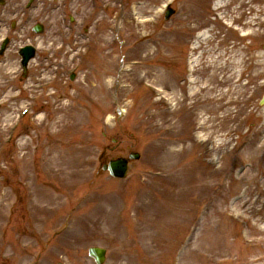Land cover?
<instances>
[{
	"label": "rangeland",
	"instance_id": "374dc122",
	"mask_svg": "<svg viewBox=\"0 0 264 264\" xmlns=\"http://www.w3.org/2000/svg\"><path fill=\"white\" fill-rule=\"evenodd\" d=\"M240 1L227 13L234 12L231 21L250 37L230 38L226 28L208 23L211 41L195 51L196 75L186 79L196 32L189 28L211 16H193L189 0H157L149 8L155 21L137 26L130 8L140 0H97L91 8L111 3L105 16L117 17L121 29L108 26L107 32L102 25L107 47L99 51L96 16L86 20L83 39L91 45L70 84L53 78L51 68L35 70V63L24 80L10 65L29 39L23 20L50 28L58 17L45 19L38 0L23 19L25 0H6L0 19L6 29L15 22L22 37L13 35L0 58V101L11 97L9 89L22 93L11 106H0L1 141L11 123L16 127L14 142L0 153V253L7 250L13 264H93L89 247L106 250L105 264H264V0L254 7ZM169 3L174 16L164 21ZM139 41L152 44L146 54ZM102 53L109 55L103 63ZM238 57L240 73L229 79ZM222 73L229 80L224 87ZM46 81L51 85L38 91ZM190 89L208 92L209 100L197 97L192 106ZM183 99L190 113L186 105L178 109ZM23 109L30 111L21 117ZM132 152L140 158L124 180L101 172L102 160Z\"/></svg>",
	"mask_w": 264,
	"mask_h": 264
},
{
	"label": "bare ground",
	"instance_id": "6f19581e",
	"mask_svg": "<svg viewBox=\"0 0 264 264\" xmlns=\"http://www.w3.org/2000/svg\"><path fill=\"white\" fill-rule=\"evenodd\" d=\"M154 1H156V0H141L140 1L141 4L139 5L138 8H136V11H137V15L143 16V17H141L140 19H137L134 22L135 25L145 26V25H149V24L154 22V19H153V21L152 20L151 21H145L144 20V16H147L148 14L150 15V13H151V11H149V8H154L153 7ZM236 1L237 0H219V1L214 2V0H191L190 12L192 13V15L197 17V18H201V19L205 18L206 16H211L210 17L211 21H209V22L205 21L203 23L195 24L189 28L190 33H193L195 31L196 32L200 31L198 36L195 37V40L190 44L191 49H190V57L188 60V64L190 66V69H196L199 62H200V56L199 55L194 56L196 53L195 51L197 49H199L201 46L206 45L209 41H211L210 32L212 30L211 29L207 30L206 25L208 23H210V25L222 26V27L224 25H230L232 23V21H231V17L228 16L227 8L229 7V5L234 4ZM132 11L135 12V8H132ZM233 11L236 12V8H234ZM151 16H152V13H151ZM103 19H104V16H102L100 13H98L97 22H98V26H99V28H98L99 51L104 52V50L107 47V44L105 43V40L102 38V35H104L103 29H101ZM103 28H104V26H103ZM236 33L239 35L238 29L232 28V29H230V35L227 34V36L231 37ZM173 35H174V41H178L177 39L181 36V34L179 33V30H177V31L175 30V32L172 34V36ZM242 35L244 36L243 33H242ZM164 41L167 42L166 40H164ZM149 43H150V41H142V43L140 44V49L143 51L144 54H146L148 52L150 46L152 47V44H149ZM153 48H156V47L154 46ZM232 48H233V46H232ZM236 49H238L237 45H236ZM100 56L102 58V59H100V61L102 63H103V61H102L103 59L109 60V55L107 53H102ZM112 60H114V59H110L111 62H112ZM223 65H225V63H223ZM231 65H232V67H230L231 72L228 75V78L230 79L233 75L234 79H236L240 73L242 60L238 57V58L233 60ZM102 66H105V65L102 64ZM234 69H236V70L234 71ZM224 71L226 73V68L224 69ZM105 77L110 79V81H108V83L113 80L112 74H110V73L106 74ZM228 81L229 80H227L226 74H224V73L220 74L219 83L222 85V87H224ZM192 82L193 81L189 82L190 86L193 85V84H191ZM191 95H192L194 101H196L195 98H197L199 96H201V98L204 100H209L208 99V92H205V91H203V92L194 91V89H193ZM212 99H215V98H212ZM210 110H212V108H210ZM211 112H214V110ZM262 115L264 117V113ZM199 137H201V136H199Z\"/></svg>",
	"mask_w": 264,
	"mask_h": 264
},
{
	"label": "water",
	"instance_id": "95a60500",
	"mask_svg": "<svg viewBox=\"0 0 264 264\" xmlns=\"http://www.w3.org/2000/svg\"><path fill=\"white\" fill-rule=\"evenodd\" d=\"M132 159H137V156H131ZM110 171L116 178H124L126 173V161L118 160L110 164ZM90 256L95 260L97 264H102L104 260V252L99 249H91Z\"/></svg>",
	"mask_w": 264,
	"mask_h": 264
},
{
	"label": "flooded vegetation",
	"instance_id": "af4514ba",
	"mask_svg": "<svg viewBox=\"0 0 264 264\" xmlns=\"http://www.w3.org/2000/svg\"><path fill=\"white\" fill-rule=\"evenodd\" d=\"M7 245L8 244L5 245V248H7ZM10 250L12 251V249H10ZM13 252H14V250H13ZM13 252L11 254V257L13 255ZM0 264H13V262L11 263V258H9L7 255V250L0 253Z\"/></svg>",
	"mask_w": 264,
	"mask_h": 264
}]
</instances>
